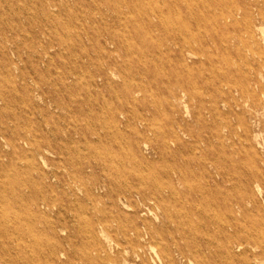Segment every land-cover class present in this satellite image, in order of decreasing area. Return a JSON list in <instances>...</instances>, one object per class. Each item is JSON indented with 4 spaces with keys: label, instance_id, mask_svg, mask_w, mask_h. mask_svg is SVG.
Listing matches in <instances>:
<instances>
[{
    "label": "rangeland",
    "instance_id": "obj_1",
    "mask_svg": "<svg viewBox=\"0 0 264 264\" xmlns=\"http://www.w3.org/2000/svg\"><path fill=\"white\" fill-rule=\"evenodd\" d=\"M0 264H264V0H0Z\"/></svg>",
    "mask_w": 264,
    "mask_h": 264
}]
</instances>
